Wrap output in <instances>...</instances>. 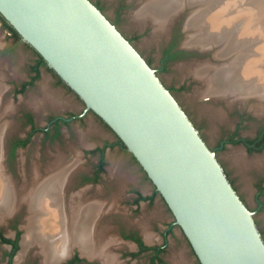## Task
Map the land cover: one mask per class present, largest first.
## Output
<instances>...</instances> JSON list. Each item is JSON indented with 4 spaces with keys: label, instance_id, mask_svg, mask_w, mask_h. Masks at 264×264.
Instances as JSON below:
<instances>
[{
    "label": "water",
    "instance_id": "1",
    "mask_svg": "<svg viewBox=\"0 0 264 264\" xmlns=\"http://www.w3.org/2000/svg\"><path fill=\"white\" fill-rule=\"evenodd\" d=\"M206 1L188 3L183 29L189 17L229 0ZM0 14L135 156L201 264H264L254 214L216 152L156 70L93 1L0 0Z\"/></svg>",
    "mask_w": 264,
    "mask_h": 264
},
{
    "label": "rangeland",
    "instance_id": "2",
    "mask_svg": "<svg viewBox=\"0 0 264 264\" xmlns=\"http://www.w3.org/2000/svg\"><path fill=\"white\" fill-rule=\"evenodd\" d=\"M92 1L103 7V13L110 20L117 23L118 29L130 38L137 50L149 59L153 66L158 69V76L162 82L170 87L172 94L178 100L190 119L193 120L192 122L196 125L200 134L205 138L206 142L211 147H217L220 140L236 127L240 129L241 135L254 137L258 130L264 126V89L262 91L254 90V92L248 89L247 91L242 92L240 89H244V86L239 84L241 77L238 76L236 78L237 83L234 82L237 85V90H227L231 94L230 97L227 98L224 95V93H228L227 91H221L220 93L217 92L214 94L210 93L209 90H206V86H208V84H206L202 79L201 80L203 82L199 80L200 78L196 77L195 73L193 74L194 71L181 69L183 66L194 68L196 66L209 65L221 71L226 70L229 67L239 68L240 59H244L248 56L262 58V54L264 53V25H261V22L258 25L249 6H246V10H242L236 15L230 14L227 9H220L221 14L223 11V14L221 15V17L224 16L222 19L223 23H226H222L224 26L221 25L220 28H212L211 30H209V25L204 21H200L202 24L199 23L194 30H189V27H187L193 16L204 12L206 9L208 10L209 7L204 8L200 12L189 17L190 19L186 22V29H183L179 39V45L186 49L194 47L212 49L206 50L202 53L195 52L187 58L172 62L166 67H163L161 63L162 50L171 40L174 28L176 26H180L181 28L183 27L184 20L186 19L187 14L191 11L188 8L190 0H180V5L183 7L185 6V9H182V6L176 9L177 12L173 15L169 23V27L161 34H157V25L154 22L149 21L142 26V24L137 22L134 14L138 9L144 6L146 2L149 4L150 2H159L162 0ZM217 1L223 2V0ZM231 1H238L239 3L243 2V0H229L216 6H212L210 9L217 7L220 8V5ZM258 1L260 3V12L264 15V0ZM198 3H200L199 0L197 3H195L194 0L190 2V4ZM227 6L228 3L225 7ZM232 9L234 10V8ZM167 13L169 14L172 12L169 10ZM233 14H235V12H233ZM212 18H215V16H212ZM210 22L213 23L211 19ZM254 22L255 26L251 29V23ZM203 23L206 25L203 26ZM191 32L195 34L192 33V36ZM187 34L190 35L186 37ZM196 34H204L203 36L206 38L200 45H198V41L193 42L191 39L192 37L197 36ZM35 59L36 53L34 52V49L24 42L15 40L14 37L10 35L9 31L5 29L0 19V68L2 69V75L0 77L2 92L0 95V104L2 106H0V162H2V166L6 169L9 176L12 177L14 174L12 178L18 183H22L24 180L23 178H17L19 175H16V173L13 172L14 170L17 171L20 162L23 164V157L27 154L30 155V151L28 149L26 150L27 152L20 150L15 166L11 167L6 161L7 154L5 148L3 147V141L5 137L10 139L14 135L24 134L27 131L28 126L23 123L20 116L22 110H34V113L37 114L38 123L42 125L45 123V118L50 112L74 111L76 113H81V111L85 108V103L79 95L72 91L69 87L59 84L55 73L46 67L42 68V76L37 80V84L30 87L25 93L15 95L16 84H20L22 81H25L30 77V65L34 63ZM5 63H7L6 66H4ZM262 72H264V68L259 67V71L256 69L254 77L252 78L257 79L260 76H264V74L262 75ZM46 78L48 79L50 89L55 93H59L65 103L61 106L49 104L46 109L38 111L27 102V99H29L31 94H35L37 96L39 95L40 97L42 96L40 84ZM251 83L248 81L243 85H251ZM198 92L200 94H197ZM259 102H262V105L259 104ZM258 104L260 106H258ZM205 106H210L215 110L221 111L223 113L222 117H213L212 115L205 113V111H203ZM240 113H243L246 116L244 120H242L239 116ZM34 140V148L44 146L42 145L43 137L40 134L35 136ZM105 140H110L111 142L116 143L118 141V136L95 112L88 111L84 121L81 122L75 120L72 122L70 128H64V135L62 136L61 143L55 142L52 146L47 145L46 149L50 147V150L52 149V152L56 153V148L60 147V150L66 153H68L67 150H72L71 152L74 156H79V154L83 156V147L103 143ZM238 148L242 149L248 157L264 156V151L250 153L243 145H228L226 147L219 148L216 153L222 166H224L223 168L226 169L244 199L251 206L255 207V184L258 179L264 180V166H250L244 170L242 169L243 171H241L229 160L228 157L232 150ZM107 159V167L110 174H114L113 176L117 177L120 181L137 178V180H135L136 184L142 190H148L149 193L154 190L155 185L150 179L145 180L146 177L144 175L145 171L143 167L135 159L134 155L127 149L120 146L109 149L107 151ZM88 165L89 158L86 159L85 167H88ZM123 191L124 190L119 189L117 191L116 188L111 192H116L115 194H119L118 196L124 197L125 195H123ZM102 202V205L104 206H102L103 210H105L101 211L102 207L100 208L99 211L102 213L99 212L101 215H99V218H102L105 214L104 212L110 211L106 213V215L107 217L109 216L108 218H110L113 226L114 224L119 225V223H123V221L126 225H128L131 221L143 218L145 220L144 223L147 227L149 226L151 230L149 231L151 235L154 227L159 226L161 229H166L168 225L175 220L173 212L160 194L157 195L153 205L143 206L142 212H140L139 215H135L131 210H129L124 201L119 203L121 202L120 199L116 205L114 201H111L113 202L114 207L112 204H110L109 207L106 206L110 201L106 202V205L104 201ZM29 213L30 212L25 204L19 206L18 208H11L7 212L1 214L0 229H2L6 235L11 236L14 235L13 225L17 224L22 229L24 237L25 224L27 223ZM255 217L264 229V211L258 212ZM101 229L105 234H107V230L104 227L101 226ZM155 234L158 237L159 234ZM73 246L74 245L71 247ZM115 246L117 247L116 251H119L122 248L121 245ZM123 248L127 249L129 247L124 245ZM6 250L7 248H4L0 243V264H7V260L4 257ZM39 255L40 254L37 253L36 247H30L29 251L23 258L19 259V256H17L15 264H41V257ZM174 261L177 262L176 264H201L183 229L179 225L175 226L174 234L169 235V249L166 256V264H175ZM135 264H145V261L144 259H141L136 261Z\"/></svg>",
    "mask_w": 264,
    "mask_h": 264
},
{
    "label": "bare ground",
    "instance_id": "3",
    "mask_svg": "<svg viewBox=\"0 0 264 264\" xmlns=\"http://www.w3.org/2000/svg\"><path fill=\"white\" fill-rule=\"evenodd\" d=\"M191 1L192 0L189 2ZM194 1L195 3L198 2V0ZM199 1H202L201 3H206V0ZM227 3L228 6L225 7ZM180 6H182L180 5V0H162L159 2H150L149 4L146 2L144 6L135 12L134 16L137 22L142 24V26L149 21L154 22L157 25V34H161L169 27V23L173 15L177 12L176 9L180 8ZM246 6H249L252 10L253 17L256 19L258 25L260 22L261 25H264V15L260 12L259 1L243 0L241 3L238 1L226 2L225 4L220 5V8L217 7L210 9V7L208 10L206 9L207 11L205 10L204 12L193 16L190 20V24H187V27H189V30H194L195 27L201 23L200 21H204L209 25V30L217 27L220 28L221 25L224 26L223 24L226 23H223L222 19L224 16L221 17L223 11L221 14L220 9H227L230 14L236 15L238 12L246 10ZM232 8H234V10ZM169 10L172 13L168 14L167 12H169ZM233 12H235V14H233ZM212 16H215V18H212ZM210 19L213 23L210 22ZM205 23H203V26L206 25ZM254 26L255 22L251 23L250 28L252 29ZM192 33L193 32H191V34ZM203 35L188 38H191L193 42L198 41V45H200L203 40L206 39ZM262 55V58L248 56L244 59H240V61L237 60L240 62L239 68H230L228 66V69L220 71L209 65H202L196 67L193 66L194 68L183 66L181 69L194 71L193 74L195 73V76L200 78L199 80L202 79L206 84H208V86H206V90H209L210 93L213 94L217 92L220 93L221 91H231L232 89L237 90V85L235 83H237L236 78L238 76L241 77L239 84L244 86V89H240L242 92H245L248 89L253 92L254 90L262 91L264 89V76H260L257 79L252 78L254 77L256 69L259 71V67L264 68V53ZM6 65L7 63H5L4 66ZM263 74L264 72H262V75ZM1 75L2 69L0 68V77ZM248 81H250L251 85H243ZM40 85L42 96L40 97L39 95L37 96L35 94H31L29 99H27V102L36 110L40 111L42 109H46L49 104L61 106L65 103L59 93H55L50 89L47 78ZM1 93L0 86V95ZM197 94L200 93L198 92ZM224 95L229 98L231 94L228 92L227 94L224 93ZM261 103L259 102V104ZM259 104L258 106H260ZM203 109L202 110L205 111V113L210 114L213 117L216 116L221 118L223 115L221 111L215 110L210 106H205ZM228 157L229 160L241 171L250 166H264V156L248 157L243 150L239 148L232 150ZM22 161L24 164V168L23 164H21V168L23 169L20 170H24L22 173L24 181H22V183H18L11 176H9L6 169L2 166V162H0V216L2 213L7 212L11 208H18L24 204L30 212L27 223L25 224V234L22 240L23 248L21 253H19L20 255L18 258H23L29 251V248L34 246L37 248V253L41 256V264H58L59 261H61V259L70 251L72 245H78L84 253L90 256L97 255L100 257L103 264H120V262L116 259L117 257L112 255L111 252H108L107 249L108 244L114 243L115 245H121L122 243L118 242L119 240L117 241V237H115L116 235H111V233L108 234L110 231L108 233L106 231L107 235L100 227H98V219L101 218H98L100 215L99 210L103 206V202L100 200L94 201L93 198V200L91 199L92 201L89 203L83 204V198H79L81 196L84 197L83 195H77L76 197L74 195H70V209H67L66 203L64 202V191L67 189L65 180H67L69 168L66 167V159L63 155H61V153H56L55 156L48 161L44 169H42L38 159L33 158L28 172L25 170L26 157H23ZM84 198L87 197L85 196ZM111 203L113 206V202ZM111 203L109 202V204ZM103 207L101 211L103 210ZM145 225L144 233L147 239L151 240L152 237L149 233L150 230H148ZM174 262L175 264L177 263L176 261Z\"/></svg>",
    "mask_w": 264,
    "mask_h": 264
},
{
    "label": "flooded vegetation",
    "instance_id": "4",
    "mask_svg": "<svg viewBox=\"0 0 264 264\" xmlns=\"http://www.w3.org/2000/svg\"><path fill=\"white\" fill-rule=\"evenodd\" d=\"M95 4L102 11H104L103 7L100 4L98 3H95ZM111 22L117 26V23L115 21L111 20ZM182 31H183V27L181 28L180 26H176L173 30V34L171 35L172 36L171 40L163 48L162 58H161V63L163 67H166L168 64L172 62H176L178 60L187 58L195 53L179 45V39L181 37ZM124 36L128 38L125 34ZM128 39L132 42L130 38ZM19 41L23 42L22 39ZM170 47H172L171 53L179 52L180 55L174 58L173 60L165 61L164 58L166 55V51ZM34 52L36 53V59L34 63L30 65V77L27 80L22 81L20 84H16L15 95H18L20 93H25L30 87H33L35 84H37V80L41 78L42 76L43 67H46L50 69L53 73H55V75L58 78L59 84H63L69 87L62 80V78L48 65V63L39 64L40 56L35 49H34ZM142 56L156 70V73L158 74V69L153 66L151 61L147 59L143 54ZM35 67H37V70ZM165 86L172 92L170 87H168L167 85ZM88 111H92V110H88L85 104V108L81 111V113H76L74 111L50 112L45 118V123L41 125L37 121V116H36L37 114L34 113V110L23 109L22 112L20 113V116H21V120L23 121V123H25L26 126H28V129L24 134L14 135L10 139L7 140L6 142V147H7L6 161L8 165H10L11 167L15 166V162H16V159L18 158V154L20 153V150L26 151L28 149L30 151V155L28 154L25 155L27 159V162H25V170L28 172L30 165L32 164L31 160L33 158L38 159L39 163L41 164L42 169H44L45 165L48 163L50 159H52L55 156L56 153H59V154L61 153V155L64 154L63 157L66 159V162H65L66 167L69 168V171H68L69 173L67 172L68 177H67V180H65L67 189H65L64 191L65 192L64 202L66 203L67 209H70V206H69L70 205L69 204L70 195L71 196L74 195L75 197L77 195H80V196L83 195L84 197L85 196L87 197V198H84L82 196L79 197V198H83L84 200L83 204L89 203L94 198V201L95 200H100L104 202L114 201L116 205L120 199L121 202L119 203H122L124 201V203L127 205V208L129 210H131L135 215H139V213L142 212L143 206L153 205L156 200L157 195L160 194L162 197L163 195L158 191L156 186L151 193H149L148 190H144V189L142 190L136 184L135 180H137V178L126 179V180L120 181L117 177H114L112 174H110V171L107 167V163H108L107 151L109 149L115 148L116 146H120L124 149H127L119 137L116 143H113L110 140H105L103 143L92 144L90 146L83 147L82 149L83 156H81L80 154L79 156L78 155L74 156L73 153L71 152L72 150H69L70 152L67 150L68 153H66L60 150V147L56 148V153H53L52 149L50 150V147L46 149L47 145L52 146V144L55 142L61 143L62 136L64 135V128H67V129L70 128L72 122L75 120H78L81 122L84 121L85 116L88 113ZM239 116L241 117L242 120L246 118V116L243 113H240ZM263 129H264V126H262L258 130V132L256 133L254 137H256L259 131ZM38 134H40L43 137L42 145L44 146L34 148L33 146L35 144L34 139H35V136H37ZM254 137H246V136L241 135L240 129L236 127L232 131L228 132L220 140L219 145L217 147H211L206 142L204 137L203 139L208 144V146L216 153L218 152L219 148L226 147L229 144L243 145L247 149V151L250 153L264 151V147L260 151H257V150L250 151L244 143L236 144V143L231 142L232 138L250 139ZM87 158H89V165L88 167H85ZM21 167L22 166L20 162L17 168V171L14 170L13 172V173H16V175H19V177L17 176V178H23L22 173L24 172V170L23 171H20V170L24 168V164H23V168ZM225 172L230 182L234 186L235 190L237 191V193L243 200V202L253 212L254 217L256 216L258 212L264 211V180L258 179L256 181L255 194H254L255 207H253L244 199V197L238 190L237 186L235 185L234 181L230 178L226 169H225ZM144 175L146 177L145 180L150 179L146 171ZM116 188H117V191L118 189L124 190L123 195L125 196L124 197L118 196L119 194H115L116 192L114 193L111 192L113 191V189H116ZM106 202H105V205H106ZM109 205L110 204H107L106 206L109 207ZM107 212H105L102 218L98 219L99 220L98 227L100 228L101 226L104 227L107 230V233L110 231L108 234L111 233V235L112 234L116 235L117 239L120 241V243H122L121 244L122 248L119 251H116L117 247L115 246L114 243L108 244V249H107L108 252H111L112 255L117 257L116 259L120 262V264H135L136 261L141 260V259H144L145 264H166V256L168 254V249H169V235L174 234V228L176 225H178L175 221L176 219L172 223H170L166 229H161L159 228V226L154 227V229H152L153 233L151 232L152 236L150 235L152 238L151 240H148L144 233L145 220L143 218H139L135 221H131L128 225H126V223L123 221V223L120 222L119 225L114 224L113 226L111 224L110 218H108L109 216L107 217L106 215ZM255 221L264 239V229L262 228V226L260 225L256 217H255ZM147 228H149V226ZM13 230H14V235L8 236L4 233L2 229H0V243L3 245L4 248H7V250L4 253V257L7 260V264H15L16 258L17 256L20 255L19 253H21V250L23 248L22 247V240H23L22 229L17 224H14ZM148 230H150V228ZM155 233L159 234L158 237ZM3 237H6L12 240H17L18 248L13 255H11V251L13 250L14 245L11 242H4L2 239ZM124 245H126L129 248L127 249L123 248ZM58 264H103V261L97 255L90 256L84 253L81 247H79L78 245H74L71 248V250L61 259V261Z\"/></svg>",
    "mask_w": 264,
    "mask_h": 264
},
{
    "label": "trees",
    "instance_id": "5",
    "mask_svg": "<svg viewBox=\"0 0 264 264\" xmlns=\"http://www.w3.org/2000/svg\"><path fill=\"white\" fill-rule=\"evenodd\" d=\"M0 19H1L5 29H7L9 31L10 35H12L15 40L19 41V40L22 39V37L18 33V31L1 14H0ZM171 48L172 47H170L166 51V55H165V58H164L165 61L173 60L174 58H176V57H178L180 55L179 52L171 53ZM39 56H40L39 64L47 63L46 60L40 54H39ZM35 68L37 70V67H35ZM231 142L232 143H236V144L244 143L250 151H255V150L260 151L264 147V129L259 131L257 136L254 137V138H250V139H248V138H239V139L232 138ZM2 239H3L4 242H11L14 245L13 250L11 251V255H13L16 252L17 248H18L17 240H12V239H9V238H6V237H3Z\"/></svg>",
    "mask_w": 264,
    "mask_h": 264
}]
</instances>
